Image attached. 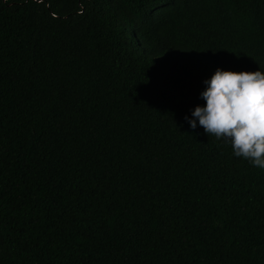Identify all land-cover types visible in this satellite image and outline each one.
Segmentation results:
<instances>
[{"label":"trees","instance_id":"trees-1","mask_svg":"<svg viewBox=\"0 0 264 264\" xmlns=\"http://www.w3.org/2000/svg\"><path fill=\"white\" fill-rule=\"evenodd\" d=\"M264 72V0H0V264H264V169L184 119Z\"/></svg>","mask_w":264,"mask_h":264},{"label":"clouds","instance_id":"clouds-1","mask_svg":"<svg viewBox=\"0 0 264 264\" xmlns=\"http://www.w3.org/2000/svg\"><path fill=\"white\" fill-rule=\"evenodd\" d=\"M204 85V104L184 117L189 127L202 126L208 136L230 143L234 156L264 169V72L218 67Z\"/></svg>","mask_w":264,"mask_h":264}]
</instances>
